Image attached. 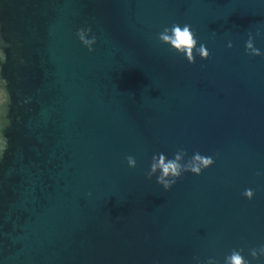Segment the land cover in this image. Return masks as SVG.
Masks as SVG:
<instances>
[{
    "label": "water",
    "instance_id": "water-1",
    "mask_svg": "<svg viewBox=\"0 0 264 264\" xmlns=\"http://www.w3.org/2000/svg\"><path fill=\"white\" fill-rule=\"evenodd\" d=\"M174 23L208 60L158 43ZM0 31V264H264V0H0ZM179 150L214 165L165 192L146 173Z\"/></svg>",
    "mask_w": 264,
    "mask_h": 264
},
{
    "label": "clouds",
    "instance_id": "clouds-1",
    "mask_svg": "<svg viewBox=\"0 0 264 264\" xmlns=\"http://www.w3.org/2000/svg\"><path fill=\"white\" fill-rule=\"evenodd\" d=\"M92 33L91 28H79L76 31V37L83 47H85L91 54L95 50L97 43L96 37L93 35L92 39L85 40V33ZM159 44L166 46L173 53L182 56L188 64H194L195 58L199 57L201 60L209 59V51L207 47L200 43L188 24H172L170 27H165L157 35ZM10 45L6 40L5 33L0 31V161L3 160L9 148V141L6 135L7 129L10 127V120L8 119V111L11 103V98L8 92V81L3 74V66L7 63V56L5 49ZM229 49L232 48L231 42L227 44ZM245 53L249 56L259 57L261 52L254 46L253 37L249 34L245 43ZM128 168L135 169L136 160L132 156L126 157ZM214 165V159L211 156H205L199 152H194L191 157L183 150H179L172 158L167 157L163 153L154 154L146 173L149 180L155 178V183L160 186L165 192L171 190L176 182L186 173L200 176L204 171L208 170ZM243 196L251 201L254 193L251 189H246ZM249 255L253 261L264 258V245L258 249H251ZM207 264H216L214 259H208ZM224 264H250V261L245 259L242 251L233 250L230 255L224 258Z\"/></svg>",
    "mask_w": 264,
    "mask_h": 264
}]
</instances>
